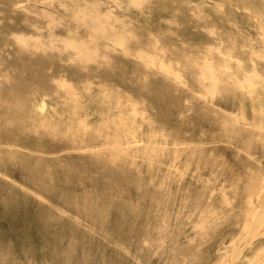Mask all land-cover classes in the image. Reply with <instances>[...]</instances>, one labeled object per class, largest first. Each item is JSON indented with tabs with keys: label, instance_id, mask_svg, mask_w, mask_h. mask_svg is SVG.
<instances>
[{
	"label": "rangeland",
	"instance_id": "obj_1",
	"mask_svg": "<svg viewBox=\"0 0 264 264\" xmlns=\"http://www.w3.org/2000/svg\"><path fill=\"white\" fill-rule=\"evenodd\" d=\"M25 1L0 0V264H264V0L225 23L222 0H120L105 24L44 0L40 26ZM75 93L91 125L139 104L137 151L111 162L102 137L72 144L35 128L67 123ZM11 195L26 207L4 205Z\"/></svg>",
	"mask_w": 264,
	"mask_h": 264
},
{
	"label": "bare ground",
	"instance_id": "obj_2",
	"mask_svg": "<svg viewBox=\"0 0 264 264\" xmlns=\"http://www.w3.org/2000/svg\"><path fill=\"white\" fill-rule=\"evenodd\" d=\"M118 1H120V0H65V1H52V2H50L49 3V5L51 6V8L52 9H58L59 8V6L62 4V5H69V9H71L72 10V12H71V17L74 19V21L77 23V24H83V23H86V22H90L91 21V23H93V24H95V23H99V24H105V23H108V20H109V17H108V14H107V8H112V7H114V6H116V4H118L117 2ZM130 1V4H132V5H136L137 4V2H136V0H129ZM199 1V0H198ZM202 1H204V0H202ZM201 1V2H202ZM217 1H219V0H217ZM216 1V4H218V2ZM184 2V1H183ZM206 2V1H205ZM221 2V1H220ZM185 3V2H184ZM215 3V2H214ZM220 4V3H219ZM215 5V4H214ZM24 6L26 7V10H27V13H28V15H27V19H28V21L29 22H33V23H36L37 25H42L41 23H42V21H43V18H42V16H44V15H48V13H46V14H44V13H42L43 11H41V9H44V0H27V1H25V3H24ZM223 6H225V7H223ZM234 6H240V7H242V8H244V10L246 11V10H249V5H248V3L246 2V0H222V5L221 6H218V10L221 12V18H222V20H224V23H225V21H227V22H229V21H231V18L229 17V15H228V10H229V8H234ZM77 7H79V9H77ZM80 7H82V8H80ZM237 8V7H236ZM235 8V9H236ZM237 10V9H236ZM103 12V13H106V15H104V16H101V15H99V13L100 12ZM238 11V10H237ZM242 12V11H241ZM216 13V12H215ZM218 13V12H217ZM232 13V12H231ZM248 13H250V11L248 12ZM49 14H51V13H49ZM230 14V13H229ZM233 14V13H232ZM232 14H231V16H232ZM256 14V13H255ZM234 15V14H233ZM133 16V15H132ZM251 16H253V15H251ZM255 17H254V21L257 23L256 25H258L260 28H262L263 30H264V16H261V15H254ZM47 17V16H46ZM234 17H235V15H234ZM49 18V17H48ZM53 18V17H52ZM220 18V19H221ZM233 18V17H232ZM56 20V22L58 23V24H62V25H64V24H66L64 21H62L61 19H58V17L55 19ZM234 20V19H233ZM236 20V19H235ZM237 22V21H236ZM223 23V22H222ZM232 24V23H231ZM236 24V23H235ZM233 25H234V23H233ZM44 26V25H43ZM97 32H100V34L101 35H103V34H105V32L103 31V30H101V31H94V33H93V35H96L97 34ZM166 34V33H165ZM174 34V33H173ZM248 38V37H247ZM249 39V38H248ZM244 40H245V38H244ZM247 41V40H246ZM245 41V42H246ZM244 42V41H243ZM239 44H241V42L239 43ZM238 44V45H239ZM244 44V43H243ZM242 45V44H241ZM249 46L251 45L250 43L248 44ZM247 46V45H246ZM246 46H245V48L244 49H246ZM242 47V46H241ZM244 47V46H243ZM239 49H241V48H239ZM241 51V50H240ZM247 51V50H246ZM248 54H249V52H248ZM247 54V55H248ZM139 57L141 58V60H143L146 64H151V63H153L154 61H156V56H149V57H144L143 56V53H139ZM252 57V56H251ZM252 60V59H251ZM241 62V61H240ZM242 63V62H241ZM244 63V62H243ZM237 66H238V62L237 63H235ZM244 65V64H243ZM250 65V64H249ZM248 64H246L245 63V67L244 66H242L243 68H245V69H247L246 68V66H249ZM239 66H241V64H239ZM251 66V65H250ZM242 67H241V69H242ZM240 68V67H239ZM163 69L164 70H166V71H169V67H163ZM245 69H242V70H245ZM249 69H251V67H249ZM254 69V68H253ZM255 69H256V67H255ZM248 70V69H247ZM247 70H245L246 72H249V71H247ZM243 72V71H242ZM246 72H245V74H246ZM252 72H253V70H252ZM252 72H249V73H252ZM249 73H247L248 75H249ZM254 73V72H253ZM259 73V72H258ZM244 74V75H245ZM243 75V76H244ZM248 75H245L244 77H248ZM208 76L210 77V78H213V77H215L214 75H213V73H210V74H208ZM250 76V75H249ZM253 76H254V74H253ZM258 77H259V75H258ZM261 77V76H260ZM256 78V77H255ZM215 79H217V78H215ZM246 80V79H245ZM250 80V79H249ZM255 81V80H254ZM260 81V80H259ZM259 81H257V82H259ZM255 83H256V81H255ZM254 83V85H257V83L255 84ZM233 84V83H232ZM245 84V83H244ZM249 84V83H248ZM253 84V83H252ZM260 84V83H259ZM236 85V84H235ZM237 85H238V83H237ZM250 85V84H249ZM253 85V86H254ZM262 84H260V86H261ZM264 85V84H263ZM248 86V85H247ZM258 86V85H257ZM236 87H238V86H236ZM251 88H253L252 86H250ZM256 87V86H255ZM239 88H241L242 89V91H243V88L240 86V83H239V87H238V89ZM247 88V87H246ZM259 88H261V87H259ZM264 88V87H263ZM6 89V88H5ZM251 90L249 87L246 89V90ZM254 90V89H253ZM264 90V89H263ZM6 91V90H5ZM252 91V90H251ZM8 92V91H7ZM255 92V91H254ZM262 92H264V91H262ZM21 93V92H20ZM257 93V92H256ZM82 94V93H81ZM243 94H245V91H243ZM255 94V93H254ZM12 95V94H11ZM252 95V94H251ZM256 95H258V93L256 94ZM114 96V95H113ZM245 96H247V95H245ZM252 96H254V95H252ZM108 97V96H107ZM258 97V96H257ZM72 102H73V104L71 105V109H70V112H68L69 113V117L68 118H70V119H68L67 121V123H64L65 121H62V122H60V123H58V122H56V121H54V120H52V119H45V118H41L37 123H36V126H35V128L36 129H39V130H41L42 132L44 131L45 133L47 132V133H49V134H52V135H59L61 138H64V139H66V140H68V141H70V142H72V144L73 143H75L76 141H79L80 139H83V138H85V137H89V136H92V137H102V140H104V142H105V146H104V150L107 152V155H108V158L111 160V162L114 160V159H117L120 155H123V154H125V153H129L130 152V150H133V148H135V147H132L133 145H129V142L130 141H132V140H136L135 138H129V136L131 135L132 136V134L134 135V129H133V122H134V120H132L133 119V117H135V115L134 114H136L137 115V113H135V112H137V111H135V110H137V109H135V105H137V103H135V104H132L131 105V109H132V112L133 113H131V115H133V116H131L130 117V119L129 120H127L128 118H127V116L125 115V114H123V113H120V112H118V114H116V117L115 118H111V119H109V117L107 116V112L106 113H104V114H100L99 115V117H100V122H98L96 125H91V124H89L87 121H85V119H82L81 118V115H80V109H81V99L77 96V93H75L74 95H72ZM154 98V97H153ZM251 98V97H250ZM249 98V99H250ZM253 98V97H252ZM252 98H251V100H252ZM258 98H260V96L258 97ZM263 98H264V96H263ZM5 99V98H4ZM121 100V99H120ZM262 100H264V99H262ZM104 101H106V100H102L101 99V103L102 104H105V103H103ZM117 101H118V98H117ZM18 102V101H17ZM109 101H107L106 103H108ZM138 102V101H137ZM258 102H259V100H258ZM263 102V101H262ZM119 103V102H118ZM111 104V103H110ZM125 104H127V102H125L124 103V105ZM130 104V103H129ZM139 105V104H138ZM137 105V106H138ZM127 106V105H126ZM120 107V106H119ZM125 107V106H124ZM256 107V106H255ZM28 108V107H27ZM32 108V107H31ZM35 108V107H34ZM36 109V108H35ZM118 109V108H117ZM139 109H141L140 107H139ZM264 109V108H263ZM63 111V110H62ZM105 111V110H104ZM119 111H121V109L119 110ZM140 111H142V110H140ZM258 111H259V109H258ZM262 111V110H261ZM121 112H123V111H121ZM129 112V111H128ZM146 112V111H145ZM263 112V111H262ZM262 112H261V114H262ZM55 113V112H54ZM139 113V112H138ZM143 113V112H142ZM259 113V115H255L254 114V116L256 117V116H261L262 117V115H260V112H258ZM264 113V112H263ZM144 114V113H143ZM143 114H141V116H143ZM257 114V113H256ZM58 115V114H57ZM6 116V115H5ZM140 116V115H139ZM63 117H64V114H63ZM127 119H126V118ZM148 117H150V116H148ZM53 118V117H52ZM62 118V117H61ZM253 118V117H252ZM257 118V117H256ZM135 119V118H134ZM152 120H154L153 118H151ZM139 120V119H138ZM136 121V120H135ZM155 121V120H154ZM254 121V120H253ZM260 121V120H259ZM137 122V121H136ZM135 122V123H136ZM141 122V121H140ZM152 122V121H151ZM209 122H210V119H209ZM142 123V122H141ZM1 124V123H0ZM7 124V123H6ZM34 124V123H33ZM140 124V123H139ZM153 124H155V122L153 123ZM32 125V124H31ZM141 125V124H140ZM259 125H260V122H259ZM10 126H11V124H10ZM137 126H139V125H137ZM142 126V125H141ZM140 126V127H141ZM149 126V125H148ZM150 126H152V125H150ZM262 126V125H261ZM153 127H155V126H153ZM164 127V126H163ZM162 127V128H163ZM146 128V127H145ZM136 129V128H135ZM144 129V128H143ZM142 129V130H143ZM151 129V128H150ZM157 129V128H156ZM27 130H28V127H27ZM142 130H140V131H142ZM146 131V130H145ZM152 131H153V129H152ZM157 131V130H156ZM160 131V130H159ZM38 132V131H37ZM136 133V132H135ZM142 133V132H141ZM145 133V132H144ZM147 133V132H146ZM156 133H158V132H156ZM162 133V135L164 134L163 132H161ZM160 133V134H161ZM23 134V133H22ZM125 135L126 134V136H125V138L126 139H128L127 141H126V143L127 144H122V143H120L119 142V137H120V135ZM140 134V133H139ZM150 134V133H149ZM144 135V134H143ZM152 135V134H151ZM156 135H158V134H156ZM161 135V136H162ZM146 136H147V134H146ZM155 135H153V137H154ZM164 136H165V134H164ZM51 137V136H50ZM124 137V136H123ZM149 137V136H148ZM121 138V137H120ZM124 138V139H125ZM151 138V137H150ZM160 138V137H159ZM162 138V137H161ZM164 138V137H163ZM139 139V138H138ZM137 139V140H138ZM140 139H141V137H140ZM147 139V137L145 138V140ZM157 139V138H156ZM140 142L139 143H141L142 144V142H141V140H139ZM152 141V140H151ZM162 141H163V139H162ZM165 141H167V140H165ZM159 142V141H158ZM83 143V142H82ZM135 143L137 144V142L135 141ZM150 143V142H149ZM152 143H154V141L152 142ZM122 144V145H121ZM133 144V143H132ZM143 144H145V143H143ZM147 145H149V144H147ZM158 145H159V143H158ZM161 145V144H160ZM159 145V146H160ZM136 146H138V145H136ZM101 147H103V146H101ZM144 147H145V145H144ZM153 147V146H152ZM157 147V146H156ZM141 149H142V147H140ZM139 148V149H140ZM91 149V148H90ZM93 149V148H92ZM136 149V148H135ZM147 148H145V150H146ZM148 149H149V147H148ZM151 149V148H150ZM153 149V148H152ZM158 149V148H157ZM93 150H95L96 151V149H93ZM98 150H100V148H98ZM144 150V149H143ZM154 150V149H153ZM156 150V149H155ZM154 150V151H155ZM101 151V150H100ZM135 151V150H134ZM136 151H137V149H136ZM159 151H160V149H159ZM163 151V150H162ZM97 152V151H96ZM151 152H153V151H151ZM157 151H156V153H155V156L157 155ZM147 154H148V152H147ZM150 154H152V153H150ZM162 154V153H161ZM164 154H165V152H164ZM105 155V154H104ZM141 155V154H140ZM159 155H160V153H159ZM166 155H167V153H166ZM147 156V155H146ZM168 156V155H167ZM134 157V156H133ZM140 157V156H139ZM150 157V156H149ZM153 157V156H152ZM197 157H198V154H197ZM132 158V157H131ZM156 158H157V156H156ZM160 158V157H159ZM61 159V158H60ZM154 159V158H153ZM62 160V159H61ZM126 160V159H125ZM147 160V159H146ZM159 160V159H158ZM157 160V161H158ZM161 160H162V158H161ZM64 162L66 161V160H63ZM155 161V160H154ZM161 162V161H160ZM23 163V166H24V168L26 169V170H30V169H32V167L33 166H35L36 164H39V161H35V163L34 164H32L31 162H29V161H23L22 162ZM48 163V162H47ZM62 163V162H61ZM127 163H128V161H127ZM158 163V162H157ZM58 164V163H57ZM112 164H114V163H112ZM65 165V164H64ZM151 165V164H150ZM157 165V164H156ZM19 166V165H18ZM71 165H69V167H70ZM47 167V166H46ZM55 168V167H54ZM84 169V168H83ZM153 169V168H152ZM55 170V169H54ZM68 170V169H67ZM71 170V169H70ZM179 170V169H178ZM53 171V170H52ZM87 171V170H86ZM180 171V170H179ZM181 172H183V171H181ZM57 173V172H56ZM55 173V174H56ZM41 176L43 177V178H47L48 180L46 181L47 182V185L45 186V188L46 189H48V190H54V188H53V182H52V180H51V175L49 174V169H46L45 167H44V170L43 171H41ZM55 176V175H54ZM72 176V175H71ZM58 177V176H57ZM56 177V178H57ZM55 178V179H56ZM54 180V179H53ZM72 180V179H71ZM57 180H55V182H56ZM70 181V180H69ZM45 182V183H46ZM54 182V183H55ZM70 183V182H69ZM104 184V183H103ZM20 187V186H19ZM23 187V186H22ZM59 187V186H58ZM26 190H27V188L26 187H24ZM29 189H31V188H28V191H30ZM8 190V189H7ZM59 190V189H58ZM71 190V189H70ZM62 192V191H61ZM67 192V191H66ZM71 192V191H70ZM69 192V193H70ZM58 193V192H57ZM60 195V194H59ZM71 195H73V194H71ZM71 195H69V194H64L63 196H64V198L66 199V200H72L71 202L75 205V206H82V205H84V206H88V205H86L87 204V202L85 203V202H81V201H76V200H74L72 197H71ZM56 196V195H55ZM61 196V195H60ZM62 196V197H63ZM94 196H95V194H94ZM51 197V196H50ZM57 197V196H56ZM13 198H16V196H13V195H11L8 199H6L3 203H4V205L6 204V206L7 205H9V204H11V203H13V202H16V204H19V205H22V206H25L26 207V204L24 203V202H18L16 199H13ZM55 198V197H54ZM48 199V198H47ZM126 200V199H125ZM102 201V200H101ZM108 202V201H107ZM85 203V204H84ZM110 204V203H109ZM65 206H67V205H65ZM70 206V205H69ZM107 206V205H106ZM36 208V207H35ZM23 209V208H22ZM62 209V208H61ZM73 209V208H72ZM109 209V208H108ZM37 210V209H36ZM46 210V209H45ZM64 210V209H63ZM85 210V209H84ZM115 210V209H114ZM22 211H24V210H22ZM52 211V210H51ZM66 211V210H65ZM82 211V210H81ZM96 211V210H95ZM106 211V210H105ZM39 212V211H38ZM80 212V211H79ZM90 212V211H89ZM14 214V213H13ZM126 214V213H125ZM25 215V214H24ZM52 215H54V214H52ZM57 215V214H56ZM60 215H61V213H60ZM107 215V214H106ZM38 217V216H37ZM49 217V216H48ZM58 218V217H57ZM70 218V217H69ZM74 218H75V216H74ZM49 219H50V217H49ZM104 219V218H103ZM113 219V218H112ZM133 219V218H132ZM72 220V219H71ZM75 220H78V219H75ZM94 220V219H93ZM118 220V219H117ZM44 222V221H43ZM55 222V221H54ZM75 222V221H74ZM94 222V221H93ZM100 222V221H99ZM118 222V221H117ZM56 223H58V222H55V224ZM103 223V222H102ZM62 225V224H61ZM94 227V226H93ZM45 228V227H44ZM54 229V228H53ZM65 229V228H64ZM55 231V230H54ZM49 232V231H48ZM58 232V231H57ZM60 232V231H59ZM125 248V247H124Z\"/></svg>",
	"mask_w": 264,
	"mask_h": 264
}]
</instances>
